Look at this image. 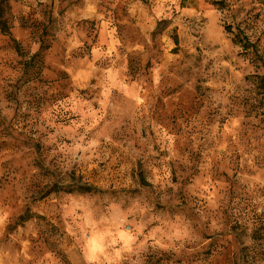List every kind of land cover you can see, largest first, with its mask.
<instances>
[{
    "label": "rangeland",
    "instance_id": "374dc122",
    "mask_svg": "<svg viewBox=\"0 0 264 264\" xmlns=\"http://www.w3.org/2000/svg\"><path fill=\"white\" fill-rule=\"evenodd\" d=\"M1 20L0 264H264V0Z\"/></svg>",
    "mask_w": 264,
    "mask_h": 264
},
{
    "label": "trees",
    "instance_id": "16d2710c",
    "mask_svg": "<svg viewBox=\"0 0 264 264\" xmlns=\"http://www.w3.org/2000/svg\"><path fill=\"white\" fill-rule=\"evenodd\" d=\"M8 2V0H0V23L2 25H4V23L2 22V14H3V5H5ZM215 5H219V2H214ZM3 26V32L4 33H9L6 28ZM247 43V41H245Z\"/></svg>",
    "mask_w": 264,
    "mask_h": 264
}]
</instances>
